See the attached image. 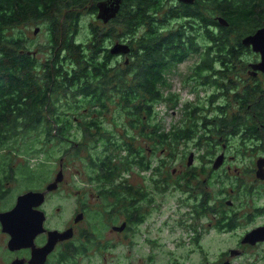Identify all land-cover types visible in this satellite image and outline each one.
I'll list each match as a JSON object with an SVG mask.
<instances>
[{
    "label": "trees",
    "instance_id": "trees-1",
    "mask_svg": "<svg viewBox=\"0 0 264 264\" xmlns=\"http://www.w3.org/2000/svg\"><path fill=\"white\" fill-rule=\"evenodd\" d=\"M98 1L100 0H0V153H2L0 166L4 172L12 173L8 170L9 158L18 150L43 153L46 157L51 142L70 141L68 135L70 130L68 129L64 133L62 128H66L71 121L68 118L64 120V114L63 117L55 115V107L51 106V102L55 104L58 100H62L66 103L67 101L77 103L81 99L85 100L86 104L90 106L89 109L85 107L88 122L82 124L83 137L86 138L87 131H91L95 135L97 132H94L93 129L100 130V126L96 122L103 112L108 110V104L101 106L90 100L93 96L98 100L105 97L111 103V95L115 94L118 100L113 101V108L122 113L125 120L121 118L119 122H112L111 133L113 136L104 137L106 144L99 152H89L85 149L82 151H87L85 160L87 161L89 158V168L96 171L98 169L100 173V175L96 173L97 178L93 179L100 184V188L107 189L106 195L103 194L111 200L107 215H112L116 208L121 207L118 205L121 203L126 208L120 210L125 219L128 223H134L136 221V202L131 199V196L134 195L132 188L124 184L107 186L108 178L113 175L110 182L113 183L120 177L121 172L131 170L133 167L139 171L150 169V162H143L144 156H142L141 148L134 145V142L138 140L135 133L142 137L141 132L150 127V134V130L155 124L144 125V120L146 119L148 122L150 117L154 118L157 104L171 101V98H166L165 94L169 86L168 78L172 67L187 57L199 53L206 56L202 58L200 72L211 69L215 61L214 53L230 52L233 54V58L237 59L236 62H240L241 57L238 56V53L247 50L240 45L238 37L232 35V27L240 25L251 27V18L249 17L255 11L241 9L240 13L238 10L236 11L238 14L236 15L227 10L225 19L229 26L220 28L217 39L210 38L208 32L203 33L205 36L203 35L201 39L205 42L201 45H197L196 39L193 41L186 34L192 29L183 24L175 28L170 35L163 37L164 48L160 51L159 46H152L153 42L156 43L152 33L153 24L156 20L160 25L168 20L176 19L178 10L183 9L184 6L165 7V5H169L166 0H123L120 6L122 10L119 9L120 12L114 18L115 20L113 19L114 22L109 24L124 23L130 45H134L135 50L132 51L133 60L127 69L125 80L121 78L119 80V73L116 71L113 75L115 80L107 83L104 81V71H111L113 68L110 64V56L102 51L104 40L99 37V31L90 24L89 30L93 40L85 45L74 41L75 33L79 32L81 17L93 15L96 12L94 4ZM90 2L92 5L89 10L87 5ZM223 4L228 5L227 3ZM83 11L87 14H84ZM160 11L163 13L157 19L156 14ZM258 22L259 20H255L253 25L256 26ZM98 23L107 24L101 21ZM26 24L30 26L43 25L44 33L48 35L49 41L45 49L50 53L52 59L43 64L41 68L34 64L35 58L27 55V51L30 50L25 46V49L23 48L22 32H19L16 38L9 35L11 30ZM141 28H144V31L139 33ZM139 42H142L144 47H139ZM220 59L226 63L223 67L226 71L221 72V78L233 68H230V59H224V57H220ZM226 84L230 86L225 89ZM242 85L243 83L238 85V82L228 80L223 82L221 87L223 90H227L229 87ZM40 102L43 104L41 103L42 105L37 107ZM70 109H74V106L71 105ZM229 126H232V123ZM117 127L122 129L121 134L116 133ZM256 128V125L252 126V129ZM39 130L45 137L40 136L37 132ZM136 130L139 132L137 133ZM195 130V124L187 122L184 130L178 133L175 139L186 141V138H193ZM154 131L163 133L158 124ZM99 132L101 133V131ZM197 132L199 133L198 130ZM254 133H258V131L254 130ZM149 134L144 139L151 143ZM20 136H22L21 139ZM162 136L157 134L156 139H153L154 145ZM22 139L24 145L18 147L17 145ZM83 141L85 140L81 135L80 142ZM111 142L113 143L111 144ZM159 145L162 146L161 143ZM154 152L153 148L151 153ZM31 170L27 163L22 166L19 176L26 181L38 180ZM166 177L168 178L170 175L167 173ZM163 182L167 184L165 181ZM172 183L173 187H181L187 182L184 180L181 183L176 181H172ZM137 207L142 208L141 205H137ZM99 213L95 212L94 215L97 216ZM93 231L96 230L93 228ZM98 237H86L83 243H79V253L96 247V243L93 241ZM65 258H71V256L63 254V260Z\"/></svg>",
    "mask_w": 264,
    "mask_h": 264
},
{
    "label": "flooded vegetation",
    "instance_id": "flooded-vegetation-1",
    "mask_svg": "<svg viewBox=\"0 0 264 264\" xmlns=\"http://www.w3.org/2000/svg\"><path fill=\"white\" fill-rule=\"evenodd\" d=\"M166 2L169 5H165V7L178 8L179 5L184 7L178 10L176 19L168 20L160 25L156 20L153 24L152 33L156 39L155 46H159L160 51L164 48L163 37L170 35L175 28L183 24L192 29L191 31L208 32L210 38L217 39L221 25H224L220 20L228 24L225 28L229 26L225 19L227 10L236 15H238L236 11L238 10L240 13L241 9L255 11L249 17L251 18V27H246L243 30L233 28L232 35L238 37L240 45H242L243 38L264 28V0H193L191 4L180 3L177 0H166ZM90 6L87 5L89 10ZM95 9L96 12L91 15L94 19L98 14L97 7ZM119 9L121 11L122 7ZM162 13L163 11H160L156 14L157 19L161 17ZM253 20L254 22L259 20L256 26L253 25ZM98 22L100 21L98 20ZM171 22H175L176 25L174 26ZM113 25H117L120 29L118 38L111 39L107 35L102 43V51L110 56V63L112 59L119 61L117 66L119 77L125 80L127 69L133 60L131 56L134 46L130 45L124 23ZM36 26L38 25L36 24ZM39 27H35L34 31L37 29L38 31L36 34L33 33L34 36L40 32ZM143 31L144 28H141L139 33ZM117 44L128 46L130 49L128 55L111 54L110 50ZM243 47L247 51L238 53V56L243 57L248 51L252 52V57L254 56V60L246 64L242 63L243 65L241 61L240 63L236 62L237 59L233 58V54L225 52L214 53L215 61L209 71H199L202 58L205 56L200 53L192 55V62L189 63L191 57H187L172 67L165 97L171 98L168 103H173L174 107L180 111L178 123L170 125L165 133H156L154 128L157 125H155L151 128L149 137L153 147L162 144L164 147L160 151L162 155L183 156L187 154L188 157L192 155L190 165L186 164L175 175L172 172L174 181L181 183L185 180L187 182L181 187L176 186L177 189L182 190V193L176 198L175 203L177 202L180 207L192 205L191 214L185 215L186 219L188 215H192V218L188 220L178 218L180 219L178 221L173 218L177 229L173 239L170 235L175 232H173V227L168 224L172 217L167 216L160 220V216H158L153 219L152 209L146 203L142 208L136 206V221L134 223H128L124 218L122 223L125 224V228L121 232L113 230V227L118 226H111L110 229L116 233L124 234L130 232L131 225H134L137 238L135 243L139 250L143 247H149L150 250L152 248L167 249V245L172 244V249L168 251L174 252L180 246L186 245L191 254L197 257L196 264H203L205 263L204 256L201 257V255L206 248L204 237L209 231L212 232L213 239L220 243L218 264H264V72L253 68V65L260 62L261 55L253 52L251 47ZM39 49L38 46L34 51H27V55L35 58ZM220 57L230 59V68H233L221 78V72L226 71L223 68L226 63ZM238 59L240 58L238 57ZM180 67H184V69L180 70ZM174 73H176V77L181 75L183 89L187 94L193 96L191 100L185 99L182 104L179 102V96L171 93L170 77ZM242 75L244 78L241 79ZM237 79L244 84L225 90L230 86L226 84L225 89H222L223 82L228 80L237 82ZM176 114L177 112L172 110V116ZM153 117H157V112ZM187 122L195 124L196 133L193 138L178 141L175 137L184 130ZM230 123L232 126H229ZM253 125H256L257 128L252 129ZM254 130L258 133H254ZM157 134L163 136L154 145ZM180 143L184 148L177 150L176 147ZM199 157L202 158L201 163L195 164ZM0 172H4L1 166ZM31 172L36 176L33 170ZM13 175L10 173L11 179H15ZM22 179L26 181L23 177ZM53 182L54 180L49 182L42 191L27 190L17 195L14 203L7 207H2L5 192L0 191V213L11 210L20 196L27 193H44L42 203L38 207H33L37 213L38 211L43 213L42 228L44 231L33 238L29 247L10 251L7 247V243L11 240L10 236L2 231L0 225V238L1 234L7 236L6 250H2L3 254L1 255L2 264H11L13 261H21L22 264H73L75 254L71 251L69 253L68 247L72 244L70 241L74 235L73 230L78 224H75V218L74 226L63 230L47 226V215L43 207L49 196L56 191L61 183L59 182L47 192V186ZM214 186L217 188H213ZM79 214L83 215L82 212ZM35 215L38 216L36 213L32 214L31 211L27 217L28 226L39 222V218L34 221ZM202 218L203 220L207 219V222L202 220L203 229L201 230L190 223L193 219ZM184 225L186 227L181 229L180 227ZM68 229H72L71 238L64 241L49 239L50 232H62ZM151 229L159 237H153ZM167 229H171V233L166 231L164 234L163 230ZM49 241L53 248L41 259V255L37 251ZM63 254H68L71 258L63 260Z\"/></svg>",
    "mask_w": 264,
    "mask_h": 264
},
{
    "label": "rangeland",
    "instance_id": "rangeland-1",
    "mask_svg": "<svg viewBox=\"0 0 264 264\" xmlns=\"http://www.w3.org/2000/svg\"><path fill=\"white\" fill-rule=\"evenodd\" d=\"M99 2L101 1L96 2L94 6L97 7ZM88 5L90 6V3ZM83 13L87 14L85 11H83ZM171 23L174 26L176 25L175 22ZM223 23L224 25L222 24L221 27L228 25L225 21H223ZM90 24L99 31V37L104 41L107 35L111 39L118 38L120 29L117 25H103L102 23H98V19H94L92 16L83 15L81 17L79 32L75 33L74 41L76 43H82L85 45L87 42L90 43V41L93 40L89 31ZM38 26H30L26 24L11 30L9 35L16 38L18 33L22 32L24 38L22 41L23 48L25 46L28 50L34 51L38 46L40 47L35 57L34 64L41 68L43 64L50 62L52 58L50 57V53L45 49L49 39L47 37L48 35L44 33L43 25H40L39 27L40 32L35 36L33 35L34 29L38 28ZM234 27L237 29L241 28L242 30L246 28L241 25ZM186 34L189 35L193 41L197 39L195 41L197 45H201V43L205 42L201 39L204 35L202 32L197 33L194 31H188ZM155 44L156 43L153 42L152 46ZM138 46L142 48L144 47V44L139 42ZM133 50H135V47ZM128 53L125 55H128ZM251 54V51L244 54L243 57H241V64H246L247 62L254 60V56L252 57ZM192 61L193 57L189 59V63ZM110 64L113 69L111 71H104V81L107 83L115 80L113 75L118 71L117 66L119 61L112 59ZM179 69L183 70L184 67H180ZM175 74L176 73L170 77V83L172 85L171 93L177 94L179 96V102L182 104L185 99L191 100L193 96L187 94L183 89L181 75L180 77H176ZM240 78H244V75L240 76ZM237 82L238 85L242 83L238 79ZM111 97V103L110 100L105 97L104 99L98 100L97 97L93 96L92 100H90L94 104L97 103L101 106H107L108 104V110L104 111L103 115L98 118V122H96L100 126V130L94 128V132H97L95 135L92 134L91 131H87L86 138L83 137L82 124L88 122L87 115H85L87 112L85 107L89 109L90 106L86 104L85 100L81 99L80 101H77V103L74 101H67L66 103L62 100H58L55 104L51 102V106L54 105L55 107V115L63 117L64 114L63 119L65 120L68 118L71 121L66 128H62V132L64 131V133L66 130H70L68 133L70 141L62 143L56 141L51 142L49 144L50 149L46 155L47 158L43 153H29L21 150H18L15 154H11L8 170L14 174L13 177L15 176V179H11L9 172H0V191L3 190L2 192H5L2 207H7L9 204H13L16 196L27 190L42 191L49 182L55 180L61 170L63 181L59 183L56 191L49 196L43 208L47 215V226L57 227L61 230L68 228L69 226L73 227L74 218H76L79 213H83L81 220L77 222L78 224H76V227L73 230L74 235L70 241L72 244L68 247V251L75 254H73V264H196L197 257L194 254H191L189 247L186 245L180 246L174 252L168 251L172 249V244L167 245V249L152 248L150 250L149 247H143L139 250L135 243L137 238L134 225H131L132 229L128 233L120 234L111 231V226L120 227L124 224L122 223V220L125 217L120 211L121 208L123 209L124 207L119 203L118 205L121 207L116 208L112 215H107L109 206L111 205L110 198L104 196L107 193V189L104 190L100 188V184L93 179L97 178L96 173L98 175H100V173L98 169L96 171L93 168H89V158L87 161L85 160V157L87 158V151L99 152L102 146H105L106 144L104 137L109 138L113 136L111 133L113 130L112 122H119L121 118L125 120L122 113L115 111L113 108V101L118 100V98L115 94H112ZM41 103L43 104V102H40L37 107L41 106ZM71 105L74 106V109L72 110L70 109ZM155 110V112H158L157 117L155 119L150 117L148 122L145 119L143 123L144 125L149 124L151 126L152 124H158L162 132L165 133L170 125L178 123L177 120L180 111L174 107L173 103H168V101L161 102L160 104H157ZM172 110L176 111L177 114L172 116ZM149 128L141 132L142 137L135 133L138 140L134 142V145L141 148L142 156H144L143 162H150V169L147 171H139L136 167H133L131 170L121 172L120 177L115 179L113 183H110L113 179L112 175L108 178L107 186L120 184L128 185L132 188L131 190L134 193V195L131 196V199L135 200V206L141 205L143 207L144 203H146V205L152 209L151 216L153 219H156L158 216H160V220L167 216L172 217L168 224L173 227V232L175 233L170 235V237H173L174 239L177 231L174 219L178 221L180 219L188 220L189 218H192V215H188L187 219L185 216L186 214H191L192 205H189L188 207H180L177 202L175 203L176 198L181 195L182 190L173 187L172 183V181H174L172 176L180 172L187 164L188 155H162L160 151L164 147L161 145L153 147L149 140L144 139L148 137ZM99 131H101V133ZM37 132L40 136L45 137L40 130ZM136 132L138 133L139 131L136 130ZM116 133L121 134L122 129L117 127ZM81 135L85 140L82 143L80 142ZM21 138L22 136H20V139ZM77 138L80 140L77 141ZM73 141L77 142L73 144ZM112 143L113 142H111V144ZM23 145L24 141L22 139L17 146L22 147ZM153 148L155 152L151 153L149 150ZM176 148L177 150H182L184 147L183 144L180 143ZM83 149L87 151L84 152L82 151ZM1 155L2 153H0V162L2 160ZM201 159V157L197 158L195 164H200ZM27 163H29L30 168L38 178V180L31 183L24 181L22 177L19 176V170H21L22 166ZM167 173L170 175L168 178L166 177ZM213 188L217 187L214 186ZM119 200L121 201V198ZM95 212L100 213L95 216ZM202 220L203 218L199 220L193 219L190 223H192L195 228L198 227L201 230L203 229ZM203 221L206 223L207 219H204ZM185 227L186 226L184 225L180 228L183 229ZM93 228L96 231H93ZM166 231L171 233L172 230H163V233L165 234ZM64 232L65 231L57 233L62 234ZM151 234L153 237H159L153 229H151ZM1 236L0 264H2V250H6L7 241V236L2 234ZM93 236H99L93 241L96 243V247L86 250V252L79 253V243H83L86 237L91 238ZM204 241L206 242V248L201 255V257L204 256L205 258H203L205 262L203 264H218V257L220 255L219 241L214 240L212 232L209 231H207ZM94 243H92V245H94Z\"/></svg>",
    "mask_w": 264,
    "mask_h": 264
},
{
    "label": "water",
    "instance_id": "water-1",
    "mask_svg": "<svg viewBox=\"0 0 264 264\" xmlns=\"http://www.w3.org/2000/svg\"><path fill=\"white\" fill-rule=\"evenodd\" d=\"M123 0H106L101 1L97 4L98 14L96 19L102 21L104 24L116 17V14L120 8V4ZM180 3L191 4L193 0H177ZM220 22H223L220 20ZM38 29L34 31L36 34ZM242 45L245 47H251L252 51L261 55L260 62L253 65L254 69H258L264 72V28L257 30L253 35H249L242 39ZM111 54H127L129 48L126 45H115L111 50ZM192 162V155L188 157V165ZM62 171L60 170L54 182L47 186L46 191L48 192L52 187L56 186L59 182H62ZM44 193H27L23 196L18 197L15 206L6 212L0 213V225L4 233L10 236V241L7 243V247L10 251H15L20 248L29 247L32 244L33 238L43 232L42 223L44 216L42 212L38 213L33 210V207H38L43 201ZM32 211L36 213L34 221L39 218V222L34 225L27 223V217ZM82 214H78L75 218V224L82 218ZM125 228V224L120 227H113L114 231L121 232ZM50 238L56 241H64L72 236V229L66 230L64 233L59 234L55 231L49 233ZM261 239V238H260ZM53 248L52 243L49 241L43 248L38 249V253L43 259L44 255ZM30 263H32L30 261ZM11 264H22L21 261H13Z\"/></svg>",
    "mask_w": 264,
    "mask_h": 264
},
{
    "label": "bare ground",
    "instance_id": "bare-ground-1",
    "mask_svg": "<svg viewBox=\"0 0 264 264\" xmlns=\"http://www.w3.org/2000/svg\"><path fill=\"white\" fill-rule=\"evenodd\" d=\"M105 1H106V0H104L103 2H105ZM122 2H123V1H122ZM121 4H122V3H121ZM121 4H120V5H121Z\"/></svg>",
    "mask_w": 264,
    "mask_h": 264
},
{
    "label": "clouds",
    "instance_id": "clouds-1",
    "mask_svg": "<svg viewBox=\"0 0 264 264\" xmlns=\"http://www.w3.org/2000/svg\"><path fill=\"white\" fill-rule=\"evenodd\" d=\"M102 22V21H101Z\"/></svg>",
    "mask_w": 264,
    "mask_h": 264
}]
</instances>
